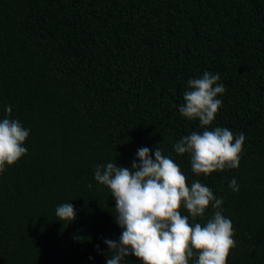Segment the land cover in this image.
Returning a JSON list of instances; mask_svg holds the SVG:
<instances>
[{"label":"trees","instance_id":"trees-1","mask_svg":"<svg viewBox=\"0 0 264 264\" xmlns=\"http://www.w3.org/2000/svg\"><path fill=\"white\" fill-rule=\"evenodd\" d=\"M205 71L225 86L209 128L246 137L238 168L207 176L173 150L203 131L178 109ZM6 116L29 136L0 174V264H105L104 240L121 229L94 168L130 167L141 147L163 149L189 186L199 180L223 198L235 240L227 264H264V0H0ZM64 203L76 212L67 224L55 216Z\"/></svg>","mask_w":264,"mask_h":264},{"label":"clouds","instance_id":"clouds-1","mask_svg":"<svg viewBox=\"0 0 264 264\" xmlns=\"http://www.w3.org/2000/svg\"><path fill=\"white\" fill-rule=\"evenodd\" d=\"M219 80V73L207 71L189 79L178 109L182 117L198 120L203 129L173 145L176 154L190 155L191 171L196 175L238 168L246 139L226 127L209 128L222 106L217 97L225 92ZM6 112L10 115V106ZM28 136L29 130L18 120L8 116L0 120V174L27 153L24 142ZM94 180L110 191L114 222L121 229L118 241L104 240L105 264H125L130 256L140 264H227L235 240L232 222L223 215V198L199 180L189 186L179 165L163 149L139 148L130 167L115 162L97 165ZM228 186L239 190L235 178ZM209 206L214 212L203 225L190 222V218L203 217ZM182 207L188 215L181 213ZM55 216L67 224L75 220L76 212L71 203H64L57 206Z\"/></svg>","mask_w":264,"mask_h":264}]
</instances>
